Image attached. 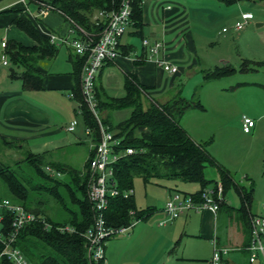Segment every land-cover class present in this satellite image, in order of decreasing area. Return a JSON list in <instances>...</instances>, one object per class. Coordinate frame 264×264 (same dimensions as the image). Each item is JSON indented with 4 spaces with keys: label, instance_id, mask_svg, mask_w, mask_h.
I'll return each mask as SVG.
<instances>
[{
    "label": "crops",
    "instance_id": "crops-1",
    "mask_svg": "<svg viewBox=\"0 0 264 264\" xmlns=\"http://www.w3.org/2000/svg\"><path fill=\"white\" fill-rule=\"evenodd\" d=\"M199 1L220 7L219 0ZM192 2L194 0H141L139 18L137 20L130 18L125 33L120 37L119 54L114 59L104 62L96 74L95 87L102 100L123 98L126 95L125 83L128 77H132L146 88L142 91L143 99L164 102L178 92L185 97L182 85H177L176 82L183 74L191 73L196 64V47L191 32L192 10L189 7ZM249 2L253 1L240 0L236 3L245 8L244 5ZM19 9L41 34L55 35L53 43L57 46V51L52 57L39 58L36 63L37 70L42 76V87L39 90H24L20 79L11 76L12 68L17 72L21 69L14 67L10 61L8 65L0 64V143L4 145L5 153L15 155L12 160L16 161L23 152L30 151L43 156L48 163L65 164L82 171L95 141L92 134L85 133L86 128L81 122L78 102L74 97V91L78 88V83H81L84 57L77 55L67 42L76 38L77 34L62 15L50 9H43L38 0H0V57L4 53L3 42L16 41L29 47L36 44L31 37L13 24L14 11ZM243 13L249 17L244 27L233 36L237 42L247 39L251 33V26L248 25L253 15L249 11ZM97 14L98 12L94 11L93 20ZM192 17L195 20L210 18L215 22L223 19V16L214 10L197 13ZM261 25L263 24H258ZM143 40H147L148 43L161 42L157 58L175 64L178 71L169 73L153 58H149L148 47L143 44ZM239 58L248 59L245 60L250 66L247 70L256 71L255 68L259 64L264 68V44L260 41L251 48H245ZM229 62L230 59H227L223 63L230 64ZM224 82L220 85V160L218 162L213 158L231 172L235 182L253 187L250 211L256 214L252 211L256 186L248 175L260 168L264 172V101H252V111L239 115L234 111L236 107H233L234 103L238 102L233 103L225 98V95L234 88L233 82L228 84L227 80ZM235 82L240 86L242 85L240 82L247 81H240L237 78ZM256 82L253 80L249 84L260 85ZM192 110L194 109H187L182 114L180 125L194 141L202 143L195 139L183 122L185 113ZM131 112L132 107L126 106L102 108L99 114L106 121L108 130H112L114 134L116 127L126 121ZM244 116L252 118L255 122L249 132L243 130ZM75 119L78 121L76 129L68 131L67 126ZM237 133L249 140L246 145L239 148H235ZM259 135H263V139L257 142L255 137ZM87 138L91 143L89 142L84 159L80 161L81 166L75 167L73 160L77 159L72 160L68 157L73 158L78 153L72 151L66 154L65 149L87 144ZM4 162L0 160V168L6 165ZM238 172L244 174L241 178L246 180V184L239 180ZM60 176L65 178L63 173ZM206 176L219 183L218 174L213 177ZM164 180L167 183L162 186L160 193L162 201L168 200L175 192L193 194L200 190V185L196 182ZM211 185L213 183L209 186ZM132 195L134 200L133 191ZM223 196L224 203L216 211L190 210L174 219H168L163 204L159 208L156 207L158 196L152 195L144 205L146 207H142L151 208V214L144 219L132 220L129 230L122 236L124 238L112 237L113 240L105 243V264H130L132 261L133 264H183L184 261L201 258L198 254L202 249L208 257L211 247L227 248L225 254L240 251L247 256V264L256 262L261 264L260 258L249 261L250 252L247 247L250 243V231L238 210L239 196L237 195L239 206L228 201L227 190L223 191ZM118 247L122 248L123 257H119ZM187 252L192 254V257H188Z\"/></svg>",
    "mask_w": 264,
    "mask_h": 264
},
{
    "label": "trees",
    "instance_id": "trees-1",
    "mask_svg": "<svg viewBox=\"0 0 264 264\" xmlns=\"http://www.w3.org/2000/svg\"><path fill=\"white\" fill-rule=\"evenodd\" d=\"M38 1L49 5L50 10L62 15L70 23L77 37L96 41L105 19L93 20L94 11L110 12L117 9L122 0ZM221 1L230 4L240 0ZM130 4V17L137 20L141 12V0H130ZM14 13L13 24L31 37L36 44L29 47L16 41L5 43L3 49L8 60L14 67L21 69L17 72L12 68L11 76L20 79L24 90H39L42 87V76L37 70L36 63L41 57H52L57 51V46L50 42L48 35L37 30L22 10H15ZM246 65V62H243L242 71L248 69ZM235 70L230 64L214 66L204 72V77L206 80L216 79L230 75ZM125 89L126 95L123 98L102 100L98 89L94 88L96 110L104 127L106 121L99 114L102 108L132 107L130 117L113 131V136L119 139V144L114 146L115 152L128 147L133 149L130 154H121L112 164L116 188L119 191L132 190L135 177L142 178L144 183L157 179H174L198 183L200 190L190 194L197 199L205 187L218 183L206 176L205 170L211 166L218 174L222 190L233 188L239 196L238 210L250 230L253 187L235 182L231 172L209 154L207 143L194 141L180 125V118L187 109L202 108L199 100L186 99L179 92L164 102L143 99L142 91L146 88L132 77L126 79ZM74 97L78 102L84 128H90L93 140L97 142L99 125L83 102L80 83L74 91ZM92 152L93 149L91 154ZM88 158L84 169L80 171L65 164L48 163L43 156L25 151L20 159L14 161L13 166L6 164L0 168V203L9 200L19 204L25 210L43 216L51 225L46 229L41 222H32L24 225L18 233L14 245L31 264H95L87 255L83 237V233L92 225V212L86 197L90 178ZM46 167H50L59 175L50 174ZM61 173L65 178H57ZM47 196L53 200L51 205L54 203L57 207L53 215L46 212L47 200L44 197ZM223 203L224 201L221 204ZM131 211L133 213H130ZM151 212V208L137 209L132 194L128 197L119 194L108 197L104 216L107 224L120 227L130 224L132 220L147 218ZM0 214L2 230L6 235L10 230L12 213L1 207ZM67 225L73 227L75 231L58 229ZM0 264L12 263L4 256H0ZM98 264L105 262L101 261Z\"/></svg>",
    "mask_w": 264,
    "mask_h": 264
},
{
    "label": "built area",
    "instance_id": "built-area-1",
    "mask_svg": "<svg viewBox=\"0 0 264 264\" xmlns=\"http://www.w3.org/2000/svg\"><path fill=\"white\" fill-rule=\"evenodd\" d=\"M40 4L43 6V9H49V5L42 2ZM130 16V0H122L117 9L110 12H98L96 18H104L105 23L96 41L80 37L73 38L70 42L64 40L70 44L77 55L84 57L80 83L82 99L99 125V137L97 142L93 144V152L88 158L90 178L87 185L86 197L90 203L92 212V225L83 233L87 255L95 264L104 261L106 241L109 238L126 233L132 224L114 227L107 224L104 216L109 196L121 194L123 197H128L132 194L131 189L119 191L116 188L112 164L121 154H130L133 152V149L128 147L122 151L115 152L114 146L119 144V139L115 138L112 132L100 123L94 94L96 74L104 62L114 59L119 54V40L130 23ZM248 17V14L243 13L241 19L235 22L233 30L235 32L240 31L246 24ZM226 30V28L223 29V31ZM49 38L53 42L55 35L49 34ZM143 44L148 47V57L153 58L164 70L172 74L178 71L175 64L157 58L162 45L161 42L153 41L148 43L147 40H143ZM4 46L5 42L2 43L3 48ZM8 63V57L4 52L0 57V64L8 65ZM254 124L255 122L252 118L243 117V130L245 132H249ZM77 125L78 121L75 119L67 126V130L74 131ZM85 133L91 134L89 127H86ZM45 169L50 174L59 175V173H55L50 167H46ZM223 201L222 185L221 183H217L214 186L205 187L197 199L190 194L175 192L165 202L163 209L168 219H174L190 210L201 211L209 209L216 211ZM1 207L8 209L12 213V219L10 230L5 235L2 230V215L0 214V256H4L12 264H31L20 249L14 245V241L24 225L32 222H41L43 227L48 229L51 227L50 223L43 216L25 210L21 205L14 204L9 200H3L0 203ZM130 213L133 212L131 211ZM249 225L250 243L247 247L250 252L249 261L252 262L260 258L261 264H264V214H252L249 218ZM58 229L69 232L75 231L73 227L68 225L58 227ZM227 251V248L215 247L211 263L218 264L222 255Z\"/></svg>",
    "mask_w": 264,
    "mask_h": 264
},
{
    "label": "rangeland",
    "instance_id": "rangeland-1",
    "mask_svg": "<svg viewBox=\"0 0 264 264\" xmlns=\"http://www.w3.org/2000/svg\"><path fill=\"white\" fill-rule=\"evenodd\" d=\"M220 1V7H216V5H211V3H207L206 1L194 0L189 7L191 8V15L194 16L197 13H205L207 11L211 12L212 10L218 11L220 16H223V19H220L219 22L212 21L210 18H205L203 20L198 19L195 20L191 16L192 28L191 32L194 38V43L196 47V64L193 66L191 73L183 74L180 76L176 84L182 85L183 95L187 99H198L202 108H193L194 110L188 111L184 115V125L186 123V127L191 131L192 135L198 141L202 143H207V150L212 157H214L217 161L220 160V85L224 84L227 80L228 82H233L232 85L234 88L230 90L225 98L230 102H238L234 103L235 112L239 115L244 113H248L252 111L251 103L252 101H264V68L257 66L256 71L246 70L242 71V62H246L245 60L239 58V55L242 50L245 48H251L252 45H256L258 42H262L264 44V1H255L249 2L244 5L245 8H242L238 3H230L226 4L223 1ZM189 2V1H187ZM243 11H249L252 13L253 18L250 20L249 25L251 26V33L249 37L245 40H241L237 42L234 39L235 31L233 30V26L236 20H239V16H241ZM238 16V17H237ZM236 17V18H234ZM238 18V19H237ZM258 24H263L258 26ZM226 28L228 31H223ZM230 59V64L235 67V72L226 75L223 77H219L216 79H205V71L207 69H211L214 66H222L226 62L227 59ZM236 63V64H235ZM246 67L248 68V63H246ZM259 67V68H258ZM261 67V68H260ZM250 68V66H249ZM240 79L245 82H240L242 85L237 86L235 82L236 79ZM224 80V81H223ZM257 81L260 85L249 84L251 81ZM250 81V82H249ZM256 82V83H257ZM245 83V84H244ZM240 98V99H239ZM263 139V135H259L255 137V141H261ZM235 148H239L241 146L246 145L249 141L247 138L241 136V134H236L235 136ZM87 144H82L78 148H66L65 153L69 154L72 151H76L78 155L68 157L73 159H77V161L73 160V165L75 167H80V161L84 159L86 151L88 149V145L91 143L90 139L87 138ZM90 142V143H89ZM4 145L0 143V160L5 164L13 166L15 155H9L5 153ZM91 154V152H90ZM81 155V156H80ZM91 156V155H89ZM21 157V156H20ZM17 158V159H20ZM67 158V156H66ZM219 162V161H218ZM264 168V166H263ZM206 175L217 176L216 170L208 166L205 170ZM244 175L241 172H238L239 180L243 184H246V180L242 179L241 176ZM59 176L57 178L61 179ZM248 177H251L255 183V194L253 200V208L256 214H263L264 208V172L263 169L255 171L252 174H249ZM167 183L164 179L153 180L148 183H144L142 178H135L133 180L132 191L134 192V200L137 209H141L142 207H146L147 200L154 195L158 196V202L156 207L159 208L162 204L164 206L166 200H161V190L162 186ZM179 184V183H178ZM44 196V195H43ZM228 201L233 203V205L239 206V199L233 188L227 190ZM47 200L46 212L50 215H53L56 211L57 207L53 202V200L47 196L44 197ZM143 209V208H142ZM132 223V222H131ZM124 234L115 236L116 239L124 238L122 237ZM113 240L109 238L106 242ZM125 250V249H124ZM214 248H210V254L208 257L205 255V251L202 249L199 252V256L201 258L192 261H184L183 264H211L210 256L212 258ZM119 257H123L122 248L118 247ZM192 254L187 252L188 257H192ZM139 255L136 256L138 258ZM261 262V261H260ZM247 264V256L240 251H230L223 257V260L220 264ZM133 264V261L130 262ZM260 264V263H254Z\"/></svg>",
    "mask_w": 264,
    "mask_h": 264
}]
</instances>
